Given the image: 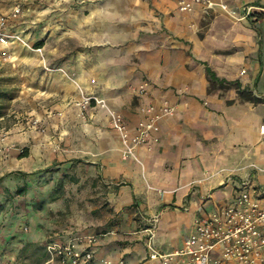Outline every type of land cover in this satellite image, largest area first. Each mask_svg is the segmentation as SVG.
Segmentation results:
<instances>
[{"label":"crops","instance_id":"obj_1","mask_svg":"<svg viewBox=\"0 0 264 264\" xmlns=\"http://www.w3.org/2000/svg\"><path fill=\"white\" fill-rule=\"evenodd\" d=\"M79 1L90 11L83 17L84 23L95 16L108 19L114 15L115 0L101 2H105L103 7L99 0ZM224 1L237 11L264 6V0ZM141 2L145 16L156 20L155 30L182 36L192 45L199 40L191 24L197 25L202 17L214 15L210 31L214 28L218 34L235 28L243 39V51L254 52V60L241 77L238 63H231L224 78L238 80L242 87H251L256 96L264 97V27L250 22L227 24L230 15L219 10L204 14L196 7L180 12L174 0ZM97 4L101 5L97 8ZM173 61H177L176 56ZM203 62L189 64L185 82L176 75L177 62L174 66L146 62L138 69L124 71L111 65L109 72L104 64L81 62L77 66L83 91L105 98L130 125L141 117L142 105L171 107L158 121V143L150 149L136 148L135 159L122 157L119 138L109 127L103 108L92 105L83 117L79 115L77 89L72 97L60 98L59 114L47 109L39 113L41 130L31 125L30 118L25 123H12L0 139V187L11 194L10 216L3 222H9L12 233L19 217H24L27 230L18 236L19 244L64 243L81 237L83 246L87 237L95 236L89 264L105 260L158 264L147 256L143 231L152 216H158L155 248L172 252L192 234L194 217L229 202L237 181L253 167L256 184L264 187V102L206 93ZM141 77L148 85L139 103L132 104L130 88L138 85ZM59 84L58 88L52 86L47 96L60 93ZM69 93L64 90V94ZM23 149L26 155L20 156ZM230 175L236 181L233 184L224 182ZM22 185L25 191L15 194ZM20 200H24L23 205L17 208ZM43 258L44 264H69L48 253Z\"/></svg>","mask_w":264,"mask_h":264},{"label":"rangeland","instance_id":"obj_2","mask_svg":"<svg viewBox=\"0 0 264 264\" xmlns=\"http://www.w3.org/2000/svg\"><path fill=\"white\" fill-rule=\"evenodd\" d=\"M103 1L99 0L100 3ZM141 1L115 0L113 16L108 19L95 16L90 23H84L83 17H88L90 11L83 1L0 0L3 11L15 5L20 7L12 27L19 39L8 45L0 44V77L4 78L2 87L13 93L7 103L6 115L0 118V139L17 120L25 123L29 118L36 119V127L41 130L38 115L43 109L51 114H59L60 98L65 95L72 97L76 89L78 92L82 89L76 70L81 62L84 65L104 64L108 72L111 65L124 71L134 67L138 69V65L146 62L153 64L160 61L172 66L177 62L179 69H176V75L185 82L186 71L191 70L190 63L199 65V61H205L217 76L225 77L229 65L237 62V74L241 77L246 73V65L254 60V52L243 51V39L235 28L231 27L220 34L214 28L210 31L214 15L202 17L195 26L191 24L195 38L199 40L196 41L199 45H192L182 36L169 35L158 28L155 30L156 20L145 16ZM101 4H97V8L99 5L105 6V2ZM227 18V24L250 22L262 28L264 7L250 8L248 15L240 19ZM108 29L109 34L106 33ZM250 38L254 41V35ZM175 56L177 61L171 62ZM91 82L94 83V80ZM58 83L62 86L60 93L47 96L52 86L58 88ZM146 85L147 79L141 77L139 84L130 88L132 104L139 103ZM63 88L70 93L64 94ZM205 88L206 93L219 98L229 99L235 95L238 98L234 84H219L206 76ZM250 89L255 95L254 90ZM10 202L9 194L0 189V264H44L43 257L47 253L45 244L26 243L23 247L24 244L18 242L20 233L27 230L23 215L19 217V224L13 233L9 222L4 224ZM23 202L20 200L17 208Z\"/></svg>","mask_w":264,"mask_h":264},{"label":"built area","instance_id":"obj_3","mask_svg":"<svg viewBox=\"0 0 264 264\" xmlns=\"http://www.w3.org/2000/svg\"><path fill=\"white\" fill-rule=\"evenodd\" d=\"M174 1L180 12L200 7L204 14L219 10L236 19L246 17L251 8L242 7L240 11L230 9L224 0ZM19 11V5H15L9 12H0V44L8 45L19 39L11 29L12 20ZM240 12H243L241 16ZM79 95L75 104L81 117L92 105L106 111L109 127L119 138L123 158L135 157L138 147L150 149L158 143V121L172 110L168 105H146L140 109L139 120L130 125L120 112L109 106L105 98L85 93L82 89L79 90ZM31 125L37 126L38 120H32ZM3 137L4 135L1 140ZM250 170L237 181L229 202L194 217L192 234L185 238L182 247L172 252H162L155 248L154 232L158 216H152L143 230L147 235L145 245L148 258L156 260L158 264H264V187L256 184L254 167ZM224 182L233 184L236 181L230 175ZM83 242L84 246L81 237L64 243L50 241L46 244V251L51 258L59 257L68 260L69 264H89L93 257L91 246L95 242V236H89ZM103 264L113 263L105 260Z\"/></svg>","mask_w":264,"mask_h":264},{"label":"trees","instance_id":"obj_4","mask_svg":"<svg viewBox=\"0 0 264 264\" xmlns=\"http://www.w3.org/2000/svg\"><path fill=\"white\" fill-rule=\"evenodd\" d=\"M262 7H264V6H262ZM40 44H41V42L38 43V45H40ZM203 64L205 65L206 76L209 80L215 81L219 84H234V86L236 87L238 99L240 101H249L252 103L264 102V97H257L255 95H253L252 90L249 87H245V86L242 87L241 83L238 80H227L224 77H219L206 63L203 62ZM3 80H4V78L0 77V118L4 117V115H6L7 103L10 101V99L12 98V95H13L12 90H9L6 88L4 89L2 87ZM230 102L231 101H228V103H230ZM25 155H26V151H25V149H23L22 152L20 153V156H25ZM25 187H26L25 185L18 187L15 191V194L21 195L25 191ZM0 189H2L4 192H6V190H7L6 187H3V188L0 187ZM8 194H9V197H11V194L10 193H8ZM5 214H6V212L4 213V215ZM9 214H10V209H9ZM9 214H6L5 218L9 217L10 216ZM47 243L48 242L45 243V248H46ZM25 245H26V243L23 245V247Z\"/></svg>","mask_w":264,"mask_h":264},{"label":"bare ground","instance_id":"obj_5","mask_svg":"<svg viewBox=\"0 0 264 264\" xmlns=\"http://www.w3.org/2000/svg\"><path fill=\"white\" fill-rule=\"evenodd\" d=\"M262 131H264V130H262Z\"/></svg>","mask_w":264,"mask_h":264}]
</instances>
